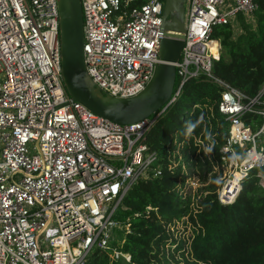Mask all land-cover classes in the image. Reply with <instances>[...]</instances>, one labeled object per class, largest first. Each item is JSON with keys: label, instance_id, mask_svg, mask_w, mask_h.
I'll use <instances>...</instances> for the list:
<instances>
[{"label": "built area", "instance_id": "obj_1", "mask_svg": "<svg viewBox=\"0 0 264 264\" xmlns=\"http://www.w3.org/2000/svg\"><path fill=\"white\" fill-rule=\"evenodd\" d=\"M80 5L91 80L113 96L135 94L158 60L163 0H80ZM256 7L255 0H184L169 99L148 116L119 123L66 93L56 0H0V264H86L93 247L128 261L112 242L114 227L128 230L115 210L139 178L160 173L145 133L199 72L220 86L216 107L228 124L218 146V201L231 202L252 169L264 189V82L245 95L211 71L219 50L212 27L232 22L237 13L249 16ZM184 165L180 162L188 174ZM184 180L183 192L198 181L194 172Z\"/></svg>", "mask_w": 264, "mask_h": 264}, {"label": "trees", "instance_id": "obj_2", "mask_svg": "<svg viewBox=\"0 0 264 264\" xmlns=\"http://www.w3.org/2000/svg\"><path fill=\"white\" fill-rule=\"evenodd\" d=\"M255 2L248 19L237 13L232 22L214 25L210 34L219 42L212 73L245 95L254 94L264 82V0ZM219 89L199 72L184 82L178 97L159 114L143 141L156 150L160 173L133 183L114 213L128 224L116 247L129 260L93 247L86 264H171L174 241L182 259L174 264H264V189L254 169L241 180L231 202L217 199L218 146L228 125L216 107ZM182 161L188 174L194 172L202 184L192 194L181 190L188 175L182 172ZM180 219L189 225V238L172 237L170 227Z\"/></svg>", "mask_w": 264, "mask_h": 264}, {"label": "water", "instance_id": "obj_3", "mask_svg": "<svg viewBox=\"0 0 264 264\" xmlns=\"http://www.w3.org/2000/svg\"><path fill=\"white\" fill-rule=\"evenodd\" d=\"M56 3L60 78L71 100L109 120L131 123L156 111L169 99L175 81L173 63L182 45L184 0H163L158 60L145 85L129 96L102 92L88 75L82 49L80 0H56Z\"/></svg>", "mask_w": 264, "mask_h": 264}, {"label": "rangeland", "instance_id": "obj_4", "mask_svg": "<svg viewBox=\"0 0 264 264\" xmlns=\"http://www.w3.org/2000/svg\"><path fill=\"white\" fill-rule=\"evenodd\" d=\"M243 16H245V15H243ZM249 16H251V15H249ZM249 16L248 15H246L245 16V18L246 19H248L249 18ZM178 132V129H176V133ZM184 167L185 168H187V166L186 165H184ZM221 171V170H220ZM222 172V171H221ZM222 174H220V176H221ZM195 180V179H194ZM202 184H201V181H197L196 180V183L194 184V185H192V188H190V192L192 193V191L193 190H196L197 188H199L200 186H201ZM190 186V185H189ZM185 189V188H184ZM195 192V191H194ZM171 229H170V232H172V237L173 238H176V239H178V238H180V237H182V238H186V237H188L189 238V235H190V233H191V230H190V228H189V225L186 223V224H183L182 222H181V219L180 220H177V221H175V223H174V225H172L171 227H170ZM112 233H113V238H112V242L115 244V245H117L118 243H119V241L123 238V236H124V233H123V231H122V229L121 228H113V230H112ZM175 241L173 242V243H171V245H170V253H171V256L169 257V259H170V262H171V264H174L175 262H177V263H181V256H180V254H179V252H178V250H176V249H174V245H175Z\"/></svg>", "mask_w": 264, "mask_h": 264}]
</instances>
